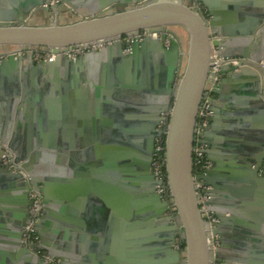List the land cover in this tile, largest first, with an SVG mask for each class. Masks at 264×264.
I'll use <instances>...</instances> for the list:
<instances>
[{"label":"water","instance_id":"1","mask_svg":"<svg viewBox=\"0 0 264 264\" xmlns=\"http://www.w3.org/2000/svg\"><path fill=\"white\" fill-rule=\"evenodd\" d=\"M57 1L0 0V264H46L32 193L60 264H264V0Z\"/></svg>","mask_w":264,"mask_h":264},{"label":"built area","instance_id":"2","mask_svg":"<svg viewBox=\"0 0 264 264\" xmlns=\"http://www.w3.org/2000/svg\"><path fill=\"white\" fill-rule=\"evenodd\" d=\"M59 1L57 0H51V4L56 5L58 4ZM146 34V32H141L139 34L140 39H142ZM135 37H132V39H134ZM103 44H99V45H91V46H77L73 49H70L69 51L65 52L64 54L67 55L68 57H70L73 60L78 59L79 57L83 56L86 52H88L89 50L93 49V48H99L101 47ZM105 45V44H104ZM56 57V54L52 53V52H45V51H35V59H39V60H54ZM239 60H241L240 58H231L228 59V61L231 64H237L239 62ZM215 65L212 67V85L211 88L208 90L205 99L203 101L200 113H199V119H198V124L196 127V131L194 134V139L196 141V146H195V167H196V173H203L205 172V170L210 166V161L207 158V155L205 153V149H206V144L202 142L203 138H204V132L205 129L207 127V125L209 124L211 117L213 115V102H214V91L213 89L217 87V85L220 84V74H219V70H220V66H219V61L220 59L217 57V54L215 56ZM264 96V93H263ZM158 148L161 152H163L164 149V144H163V140H159L158 143ZM7 157H4V159H6ZM4 164L8 167H10V163L9 160L6 159L4 161ZM155 172L157 174L158 177H162L163 175V169L161 167V156H158V159L155 161ZM209 188V186H204V185H199V189L202 195V200L205 201L208 199V196H206L205 191L206 189ZM31 199H32V204L30 206V222L27 225V228L24 232V241H25V245L30 247L31 249L37 250L39 254L42 255V257L44 258L46 264H60L59 260L52 258L50 255H46L43 251L39 250L37 248V245L40 241L39 236L37 235L36 231H35V226H36V222L39 218H41L44 214V208H43V203H42V195L40 193H32L31 194ZM202 207L206 210V214L208 215V220L210 221V223H215L217 222V218L214 215V213H209L206 209L205 205H202ZM216 243H218V241L216 240Z\"/></svg>","mask_w":264,"mask_h":264},{"label":"crops","instance_id":"3","mask_svg":"<svg viewBox=\"0 0 264 264\" xmlns=\"http://www.w3.org/2000/svg\"><path fill=\"white\" fill-rule=\"evenodd\" d=\"M228 28L229 29H233V27L232 28H230L229 26H228ZM230 38V37H229ZM261 65H263V64H261ZM218 99H220V97H218ZM216 104H217V106L218 107H221V109H222V114L225 116V114L227 113V111H229V110H231L232 108H231V106H229L228 104L226 105V104H224V103H222V102H220V101H218V102H216ZM224 119H223V122H229V121H234V119H228V118H226V117H223ZM235 132H237L238 134H240V132H242V129H241V127H239V126H237V128H236V131ZM212 140V138L210 139V141ZM209 147V145L208 144H206V148H208Z\"/></svg>","mask_w":264,"mask_h":264},{"label":"rangeland","instance_id":"4","mask_svg":"<svg viewBox=\"0 0 264 264\" xmlns=\"http://www.w3.org/2000/svg\"><path fill=\"white\" fill-rule=\"evenodd\" d=\"M6 159H8V157H7ZM6 159H3V161H5ZM8 160H9V159H8Z\"/></svg>","mask_w":264,"mask_h":264}]
</instances>
